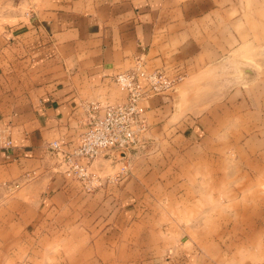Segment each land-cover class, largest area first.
I'll list each match as a JSON object with an SVG mask.
<instances>
[{"label":"crops","instance_id":"0c3cea01","mask_svg":"<svg viewBox=\"0 0 264 264\" xmlns=\"http://www.w3.org/2000/svg\"><path fill=\"white\" fill-rule=\"evenodd\" d=\"M238 27L216 0H0V264H197L196 227L161 218L174 192L240 190L242 222L264 224V72L233 76ZM139 64L181 81L142 102L149 154L118 182L98 158L88 194L49 145H73L86 106L125 102L115 78Z\"/></svg>","mask_w":264,"mask_h":264},{"label":"rangeland","instance_id":"374dc122","mask_svg":"<svg viewBox=\"0 0 264 264\" xmlns=\"http://www.w3.org/2000/svg\"><path fill=\"white\" fill-rule=\"evenodd\" d=\"M216 2L220 8H230L234 25L237 23L238 26H241L238 27V30L239 32L243 30V37H246L247 34L248 52L243 67L249 68L248 70L254 69L262 74L264 72L261 61L264 59V0H216ZM233 76H241L247 81L254 78V75L252 78H247L244 75V70L242 75ZM259 77L260 80L257 83L262 87L263 75ZM234 81L237 80L234 78ZM150 146L147 137L145 148L134 152L127 158V163L124 160L121 161L119 156L114 159L104 156L106 159L116 162L114 165L118 164L117 171L114 173V176L117 177L116 182L130 175L134 161L148 155ZM124 167H127L128 170L126 174L122 172ZM66 179L82 185L76 179L68 177ZM220 183L224 184V180L222 179ZM233 183L234 188L239 190L240 177L238 176L236 179L234 177ZM91 193L94 192H88V194ZM163 194L167 195L165 192ZM174 194L173 197H166L165 200H162L161 218L164 221H184L196 227L195 243L197 246L194 245L200 254L197 264H264V224H244L242 222L238 214L239 207L233 205L237 203V195L240 194V190L229 192L228 198L222 191L194 193L185 191L174 192ZM177 195L185 199L183 201L185 206L180 201L181 197ZM179 206H181L180 209H178ZM174 243V241L156 240L153 245L167 250L174 248ZM137 257L144 259V256ZM149 259L151 260V258ZM152 259H155V256H152Z\"/></svg>","mask_w":264,"mask_h":264},{"label":"built area","instance_id":"2783aa9c","mask_svg":"<svg viewBox=\"0 0 264 264\" xmlns=\"http://www.w3.org/2000/svg\"><path fill=\"white\" fill-rule=\"evenodd\" d=\"M140 79L146 80L145 86ZM115 81L126 93L125 102L106 107L102 116L99 107L86 106L84 128L73 145L61 141L49 145L56 171L78 180L87 192L102 187L100 178L90 171L95 160L104 156L128 160L134 152L145 148L148 126L142 102L174 92L181 79L171 78L163 71L147 73L139 64L133 71L117 75ZM122 172L128 173L127 167Z\"/></svg>","mask_w":264,"mask_h":264},{"label":"water","instance_id":"95a60500","mask_svg":"<svg viewBox=\"0 0 264 264\" xmlns=\"http://www.w3.org/2000/svg\"><path fill=\"white\" fill-rule=\"evenodd\" d=\"M244 75L247 77V78H252L253 74L250 70L246 69L244 70Z\"/></svg>","mask_w":264,"mask_h":264}]
</instances>
